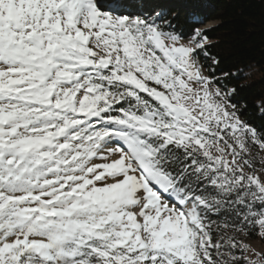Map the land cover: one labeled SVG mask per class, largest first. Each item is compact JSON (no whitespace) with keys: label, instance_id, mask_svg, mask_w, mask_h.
Returning a JSON list of instances; mask_svg holds the SVG:
<instances>
[{"label":"snow or ice","instance_id":"1","mask_svg":"<svg viewBox=\"0 0 264 264\" xmlns=\"http://www.w3.org/2000/svg\"><path fill=\"white\" fill-rule=\"evenodd\" d=\"M194 7L0 0V264H264V130Z\"/></svg>","mask_w":264,"mask_h":264},{"label":"trees","instance_id":"2","mask_svg":"<svg viewBox=\"0 0 264 264\" xmlns=\"http://www.w3.org/2000/svg\"><path fill=\"white\" fill-rule=\"evenodd\" d=\"M210 10L196 13L200 27L206 28L209 52L219 60L216 75L228 88L235 87L233 97L241 109L242 119L257 130H264V3L261 0H205ZM181 25L190 27L192 21L181 14ZM243 70L239 79L224 78L223 73ZM258 239H250L256 241ZM260 241V240H259ZM264 245V242L261 241Z\"/></svg>","mask_w":264,"mask_h":264},{"label":"rangeland","instance_id":"3","mask_svg":"<svg viewBox=\"0 0 264 264\" xmlns=\"http://www.w3.org/2000/svg\"><path fill=\"white\" fill-rule=\"evenodd\" d=\"M173 2L178 3V4L194 5L195 6L194 10L196 13L203 12L204 10H207V9L210 10V6L207 2H205V0H173ZM196 20L200 21L201 19L198 17V19L196 18ZM211 25H213V23L205 24L204 28H208ZM248 242L251 243L257 249L264 247V245L261 243V241H259V239L256 241H248Z\"/></svg>","mask_w":264,"mask_h":264}]
</instances>
